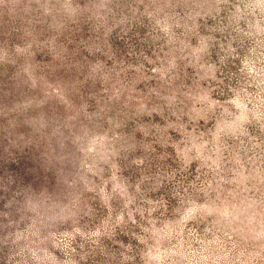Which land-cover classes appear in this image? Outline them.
I'll list each match as a JSON object with an SVG mask.
<instances>
[{"label": "rangeland", "instance_id": "obj_1", "mask_svg": "<svg viewBox=\"0 0 264 264\" xmlns=\"http://www.w3.org/2000/svg\"><path fill=\"white\" fill-rule=\"evenodd\" d=\"M0 264H264V0H0Z\"/></svg>", "mask_w": 264, "mask_h": 264}]
</instances>
